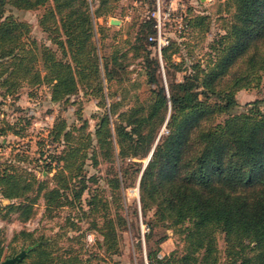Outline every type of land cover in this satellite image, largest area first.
<instances>
[{
  "label": "trees",
  "instance_id": "trees-1",
  "mask_svg": "<svg viewBox=\"0 0 264 264\" xmlns=\"http://www.w3.org/2000/svg\"><path fill=\"white\" fill-rule=\"evenodd\" d=\"M112 1L99 0L92 9L90 0H0V84L8 82V90L21 82L29 86L46 82L52 101L66 100L81 87L102 98L104 107L92 132H84L85 126L80 125L74 136L63 118L53 124L49 135L54 140L63 137L65 144L58 153L49 154L44 164L47 174L55 169L52 182L31 170L16 169V162L4 163L0 170V216L16 212L24 220L33 214L40 197L45 211H51L73 205L70 195L83 212H96L97 193H90L86 184L90 176L84 173L85 160L97 162L99 155L113 164L105 178L109 191L115 193L128 180L121 161L149 155L154 144L140 175L139 203L142 209L155 205V213L168 222L167 226L178 224L184 247L167 255H160L158 246L149 248L148 263L264 264V110L257 107L264 96L254 99L249 111L233 112L237 91L264 85V0H226L227 10L232 7L231 19L225 32L211 43L213 57L203 67L192 65L195 72L184 74L181 80L167 79L166 85L158 71L160 60L164 67L179 68L171 59L177 50L175 33L158 52L155 41L148 39L155 32L153 17L139 25L134 42L125 50L112 44L108 53L99 52L93 18L107 12V3ZM7 5L23 9L45 6L38 22L52 34L56 48L26 42L30 24L4 15ZM205 18L184 16L187 26L201 29ZM147 40L154 52L144 43ZM129 51L143 56L148 88L133 106L119 110L120 102L112 104L105 96L121 94L122 90L112 86L126 72ZM39 59L44 73L37 67ZM222 115L225 117L219 119ZM165 121L167 130L156 141ZM12 125L0 118V134ZM2 199L9 202L2 203ZM103 222L99 227L102 239L98 237L96 242L108 250L115 244L112 232L109 242L105 230L112 220ZM70 226L74 228V223ZM215 230L224 234L222 262ZM17 236L28 248L13 264H85L81 251L63 250L44 233L35 235L23 228L12 240ZM5 247L0 239V261Z\"/></svg>",
  "mask_w": 264,
  "mask_h": 264
},
{
  "label": "rangeland",
  "instance_id": "rangeland-1",
  "mask_svg": "<svg viewBox=\"0 0 264 264\" xmlns=\"http://www.w3.org/2000/svg\"><path fill=\"white\" fill-rule=\"evenodd\" d=\"M177 1L183 3L179 11L185 14L184 16L205 15L206 18L203 20L202 29L189 25L180 33L176 30L178 15L166 23L167 32L171 35L175 33L173 39L177 50L171 54V59L178 63L179 68L164 67V62L160 60L158 74L165 85L167 79L181 80L184 74L195 72L192 68L194 64L205 66L214 55L211 46L213 39L225 32L231 19L232 7L227 10L226 0ZM90 3L91 8L95 9L99 0H90ZM155 4L156 0L108 2L106 7L108 11L98 18H93L94 40L99 52L108 53L112 44H118L122 51L125 50L134 42L139 25L152 16ZM44 11L45 6L23 9L7 5L4 15H12L30 24L29 33L25 36L26 42L39 47L47 45L56 48L52 42V34L45 31L38 22ZM147 42L148 40L144 43L154 52ZM142 60V55H135L133 51H129L125 57L126 72L122 80L119 83L115 81L116 84L113 83L112 86V89L118 87V92L122 90L121 94H110L109 98L105 96V99L112 104L119 101V110H127L133 106L136 99L140 100L145 95L148 86L145 82V67ZM37 67L42 73L45 72L40 59ZM261 83L264 84V78ZM8 86V82L4 85L0 84V118L8 120L13 125L5 134H0V170L5 162H16L14 163L16 169L31 170L40 178L47 176L46 178L51 181V175L55 169L51 168L47 174L44 164L49 160V154L58 153L65 144L63 137L54 140L49 135L53 124L61 118L65 119L68 129L74 136L79 133L77 128L80 125L85 126L84 132L94 131L98 115L104 111V107L100 104L102 98L89 94L80 87L68 99L52 101L50 87L46 82L33 86L21 82L6 90ZM263 96L264 85L260 88L237 91L238 104L234 106L233 112L249 111L253 106L252 101ZM257 107L264 110V102H260ZM224 117L225 115H222L219 119ZM166 128L165 121L157 131L156 141L162 133L166 132ZM13 130L19 133L16 134ZM148 157L149 155L135 156L121 161L120 165L126 167L128 180L126 186L115 193L109 191L105 178L113 164L103 160L99 155L97 162H93L91 158L85 160L84 173L90 176L86 184L90 193H97L96 212H83L77 204V199L70 195L73 205H61L51 211H45L44 200L40 197L34 204L33 214L24 220L18 218L16 212H7L0 216V239L6 246L4 256L12 255L21 248H28L18 241L20 236L12 240L14 233L23 228L33 231L35 235L44 233L51 236L54 245L63 250L81 251L85 264H145L146 261L148 262L147 249L149 248L154 249L158 246V253L161 255H167L173 249L181 250L184 247V241L181 239L178 224L167 226L168 222L155 213L154 204L152 208L142 209L140 206V175ZM52 165H56V162L53 161ZM87 191L83 194L84 197L88 196ZM7 202L9 200L2 199V203ZM103 219L112 220L110 227L105 226L109 242L111 232L115 240V244L108 250L104 245L98 246L96 242V238L102 239L99 227L101 224L104 226L105 223H101ZM71 222L74 223V228L70 226ZM88 233L92 238H87ZM163 235L164 239L160 240L159 238ZM214 235L219 248L220 262H222L225 247L224 234L215 230ZM156 240L160 241L156 243Z\"/></svg>",
  "mask_w": 264,
  "mask_h": 264
},
{
  "label": "built area",
  "instance_id": "built-area-1",
  "mask_svg": "<svg viewBox=\"0 0 264 264\" xmlns=\"http://www.w3.org/2000/svg\"><path fill=\"white\" fill-rule=\"evenodd\" d=\"M179 5V6H178ZM183 3L178 2L177 0H165L160 1L156 0L155 7L153 8L152 16L154 18V27L155 32L148 36L149 40L155 41V47L160 52L161 47L166 45L169 40L171 33L167 32L166 23L171 19L178 15V25L176 30L181 32L184 31L187 27V23L185 22L184 15L179 11ZM174 34V32H173ZM87 238H92V236L88 233ZM161 255V254H160ZM145 264H149L147 261Z\"/></svg>",
  "mask_w": 264,
  "mask_h": 264
},
{
  "label": "water",
  "instance_id": "water-1",
  "mask_svg": "<svg viewBox=\"0 0 264 264\" xmlns=\"http://www.w3.org/2000/svg\"><path fill=\"white\" fill-rule=\"evenodd\" d=\"M153 148H154V144H153L152 148L150 149L149 156H151ZM148 158H147V160H148ZM147 160H146V162H147ZM146 162H145V164H146ZM26 253H27V248H21L18 252L4 257L0 261V264H13L16 261H20L25 256Z\"/></svg>",
  "mask_w": 264,
  "mask_h": 264
},
{
  "label": "bare ground",
  "instance_id": "bare-ground-1",
  "mask_svg": "<svg viewBox=\"0 0 264 264\" xmlns=\"http://www.w3.org/2000/svg\"><path fill=\"white\" fill-rule=\"evenodd\" d=\"M150 157V156H149Z\"/></svg>",
  "mask_w": 264,
  "mask_h": 264
}]
</instances>
